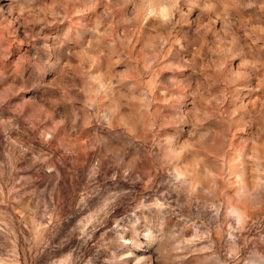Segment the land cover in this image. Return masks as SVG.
<instances>
[{
  "label": "rangeland",
  "instance_id": "374dc122",
  "mask_svg": "<svg viewBox=\"0 0 264 264\" xmlns=\"http://www.w3.org/2000/svg\"><path fill=\"white\" fill-rule=\"evenodd\" d=\"M0 264H264V0H0Z\"/></svg>",
  "mask_w": 264,
  "mask_h": 264
}]
</instances>
